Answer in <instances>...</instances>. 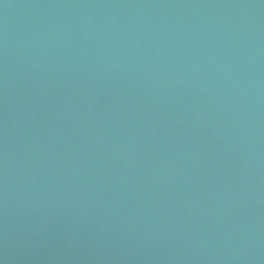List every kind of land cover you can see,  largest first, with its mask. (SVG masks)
Instances as JSON below:
<instances>
[{"label":"water","instance_id":"obj_1","mask_svg":"<svg viewBox=\"0 0 264 264\" xmlns=\"http://www.w3.org/2000/svg\"><path fill=\"white\" fill-rule=\"evenodd\" d=\"M0 264H264V0H0Z\"/></svg>","mask_w":264,"mask_h":264}]
</instances>
